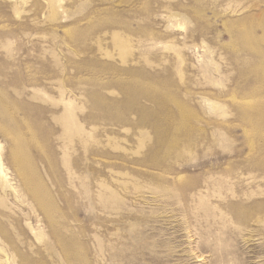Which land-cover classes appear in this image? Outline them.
Masks as SVG:
<instances>
[{
	"label": "rangeland",
	"instance_id": "obj_1",
	"mask_svg": "<svg viewBox=\"0 0 264 264\" xmlns=\"http://www.w3.org/2000/svg\"><path fill=\"white\" fill-rule=\"evenodd\" d=\"M0 264H264V0H0Z\"/></svg>",
	"mask_w": 264,
	"mask_h": 264
}]
</instances>
